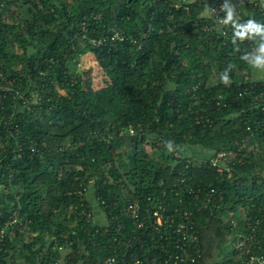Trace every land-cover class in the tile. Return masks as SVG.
Segmentation results:
<instances>
[{
    "label": "trees",
    "instance_id": "16d2710c",
    "mask_svg": "<svg viewBox=\"0 0 264 264\" xmlns=\"http://www.w3.org/2000/svg\"><path fill=\"white\" fill-rule=\"evenodd\" d=\"M210 1L3 0L0 264L163 257L146 229L131 235L123 213L150 195L196 205L205 264L264 253V108L251 92L240 94L264 90L251 68L264 58V0L239 23L213 19ZM250 23L259 30L237 35ZM88 53L105 74L98 88L72 69ZM191 146L202 154L191 155ZM222 150L241 158L231 173L207 157ZM183 176L217 193L210 201L177 195ZM90 191L104 222L94 218ZM228 239L243 248L224 255Z\"/></svg>",
    "mask_w": 264,
    "mask_h": 264
},
{
    "label": "built area",
    "instance_id": "2783aa9c",
    "mask_svg": "<svg viewBox=\"0 0 264 264\" xmlns=\"http://www.w3.org/2000/svg\"><path fill=\"white\" fill-rule=\"evenodd\" d=\"M234 3L230 5L226 0H213L209 4L210 16L219 23H226L229 21H239L243 17V13L253 10L255 7H259L262 0H232ZM246 5V7L239 6L233 10V6ZM3 0H0V10L3 6ZM231 14V19H229ZM264 61V58H262ZM264 66V64H263ZM247 92H251L254 95V100H259L264 108V90L256 93L255 88H247L240 94L244 95ZM259 103L257 105L261 106ZM131 133L134 132L132 127L129 128ZM172 150V147H170ZM175 156L180 158L182 153L175 151ZM239 153L233 150L231 151H218L211 155H208L209 162L212 166L216 167L220 173H231L233 167L231 163L240 162L241 158L238 157ZM178 195L183 194H204L205 200L210 201L211 194H216L215 188L199 187L194 188L186 183V178L183 176L179 179V182L175 184L173 189ZM222 201V196L220 198ZM221 205V204H220ZM219 205V206H220ZM196 205L193 202L180 196L179 205H174L171 202H167L164 199L150 195L148 203L144 205L139 200L130 201L124 208L123 213L133 221L135 228L131 235L133 237L138 236L139 230L146 229L145 232L149 236H153V246L163 252L164 256L150 255L148 259L143 257L134 256L131 261L122 260L119 264H205L202 259V252L198 246L200 240V230L196 221ZM232 225L236 226L237 218L236 213L230 212L229 217ZM18 219L13 220L11 223L17 222ZM125 228L121 225L120 228ZM5 229L0 232V249L4 242ZM255 237L253 234L247 235V240H253ZM244 241L239 240L236 242V247L243 248ZM129 246V243H127ZM244 251V250H238ZM248 251V250H247ZM3 250H0V253ZM245 253V252H243ZM238 256H234V261H227L223 264H264V253L252 254L246 256L243 260H239ZM117 256H109L105 259L104 264L117 263ZM58 264H66L64 260H61Z\"/></svg>",
    "mask_w": 264,
    "mask_h": 264
},
{
    "label": "rangeland",
    "instance_id": "374dc122",
    "mask_svg": "<svg viewBox=\"0 0 264 264\" xmlns=\"http://www.w3.org/2000/svg\"><path fill=\"white\" fill-rule=\"evenodd\" d=\"M251 68L254 72V75L257 78H263L264 79V66H263V64L260 66H257L256 60H254V62L251 63ZM72 69L76 72H83V74L86 77H90L92 79V83H93L94 88H98V87L104 85V83H105V74L100 69V67L98 66V64L96 63V61L94 59V55H92L91 53H88V54L78 58L77 60H75L74 63L72 64ZM188 152L191 155H201L203 150L199 146H191V148L188 150ZM125 158H127V156ZM242 215H244L243 212H242ZM239 240L240 239H238L237 241H239ZM237 241L236 240L231 241L230 239H228L225 241V243L222 244V249H223L224 255L229 254V252H231V249L236 247Z\"/></svg>",
    "mask_w": 264,
    "mask_h": 264
},
{
    "label": "crops",
    "instance_id": "0c3cea01",
    "mask_svg": "<svg viewBox=\"0 0 264 264\" xmlns=\"http://www.w3.org/2000/svg\"><path fill=\"white\" fill-rule=\"evenodd\" d=\"M212 1L213 0H211L210 2ZM88 199L92 207L94 218L98 222H104L106 220L105 212L103 211V209L100 207L99 203L97 202V199L95 198L93 191H90V193H88Z\"/></svg>",
    "mask_w": 264,
    "mask_h": 264
},
{
    "label": "clouds",
    "instance_id": "9594fccd",
    "mask_svg": "<svg viewBox=\"0 0 264 264\" xmlns=\"http://www.w3.org/2000/svg\"><path fill=\"white\" fill-rule=\"evenodd\" d=\"M228 18L231 19V14H229V17H228ZM249 29L259 30L258 28H256L255 25H252V24L250 23L247 29H244L243 31H239V32H237V35L243 37ZM262 50H264V49H262ZM262 64H264V61H262V60L258 57L257 60H256V65H257V66H260V65H262ZM223 82H224V84H226V85L230 83V80L228 79V77H227L226 75L223 77Z\"/></svg>",
    "mask_w": 264,
    "mask_h": 264
}]
</instances>
